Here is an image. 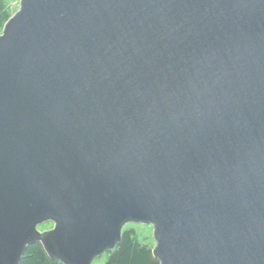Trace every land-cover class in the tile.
<instances>
[{"label": "water", "instance_id": "1", "mask_svg": "<svg viewBox=\"0 0 264 264\" xmlns=\"http://www.w3.org/2000/svg\"><path fill=\"white\" fill-rule=\"evenodd\" d=\"M127 224L160 264H264V0H20L5 23L0 264H92Z\"/></svg>", "mask_w": 264, "mask_h": 264}, {"label": "trees", "instance_id": "2", "mask_svg": "<svg viewBox=\"0 0 264 264\" xmlns=\"http://www.w3.org/2000/svg\"><path fill=\"white\" fill-rule=\"evenodd\" d=\"M5 0H0V26L2 27L13 15ZM153 247L142 243L137 230L124 228L121 240L112 251L106 252L104 264H160L154 257ZM20 264H63L50 258L40 243L30 245L25 251Z\"/></svg>", "mask_w": 264, "mask_h": 264}, {"label": "rangeland", "instance_id": "3", "mask_svg": "<svg viewBox=\"0 0 264 264\" xmlns=\"http://www.w3.org/2000/svg\"><path fill=\"white\" fill-rule=\"evenodd\" d=\"M19 1L20 0H5L7 4V8L14 14L19 8ZM5 25V24H4ZM0 26V34L3 31V27ZM53 228L52 223H46L39 227L41 231L50 230ZM124 228H134L137 230L138 238L142 243L148 244L152 247L155 245V241L153 238V229L150 225H140V224H127ZM106 260V253H103L101 256L96 258L92 264H104Z\"/></svg>", "mask_w": 264, "mask_h": 264}]
</instances>
